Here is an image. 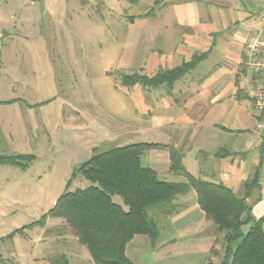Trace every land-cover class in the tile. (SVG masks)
I'll return each instance as SVG.
<instances>
[{
    "label": "rangeland",
    "instance_id": "rangeland-1",
    "mask_svg": "<svg viewBox=\"0 0 264 264\" xmlns=\"http://www.w3.org/2000/svg\"><path fill=\"white\" fill-rule=\"evenodd\" d=\"M257 3L264 5V0ZM217 5L199 2L181 7L184 19L210 17L208 24L194 25L193 37L186 36L178 47L184 53L208 48L209 57L199 64L202 68L220 61L225 53L240 54L242 40L230 21L232 17L249 21L244 19L241 0H221ZM157 11L155 0H0V155H34L25 170L0 164V264H33L29 252L36 237L51 240L59 232L73 239L64 224L65 229L59 225L41 231L48 217L37 220L66 188L89 184L76 175L66 187L87 154L136 141L182 146L185 138L173 133L185 123V115L194 117L199 111L192 94L204 85H187L181 91L183 102L174 99V86L126 87L121 82L124 74L152 76L182 62L169 56L175 38L182 34L172 23L173 27L167 25L172 11L169 7L159 15ZM208 31L213 33L209 37ZM249 31L250 36L264 37L258 26ZM194 72L181 78L187 81ZM95 139L101 141L94 147L90 142ZM167 160V150L161 148L141 156L142 165L159 169ZM165 177L184 180L169 172ZM235 194L241 195L236 189ZM190 195L193 191L186 198ZM258 195L252 194L250 202ZM262 195L264 199V189ZM112 200L123 205L117 195ZM156 218L162 243L169 233L167 218L161 214ZM262 225L264 229V221ZM248 228L249 224L243 225L242 231ZM215 235L212 257L194 236L179 246L180 258L173 264L209 258L211 264H219L223 233L216 230ZM138 247L127 253L134 264H172L167 257L151 263L145 256L150 244ZM163 251L168 247L159 254Z\"/></svg>",
    "mask_w": 264,
    "mask_h": 264
},
{
    "label": "crops",
    "instance_id": "crops-1",
    "mask_svg": "<svg viewBox=\"0 0 264 264\" xmlns=\"http://www.w3.org/2000/svg\"><path fill=\"white\" fill-rule=\"evenodd\" d=\"M199 2L205 5L218 6L217 4L221 3V0H159L160 11H157L158 15L166 7H169L172 11V17L167 25L173 27V24L182 33L180 38H175V47L169 52V56L173 58L180 57L181 61H187L194 53L204 54L201 62L209 57L210 51L205 46H199L190 53H184L181 48L180 51L178 50L179 45L183 44L186 36L190 38L195 34L194 25L208 24L209 16L206 19H199L200 17H195V15L189 19L183 18L181 7L191 6V4ZM234 6L237 7V5ZM241 6L246 9L244 19L249 21L241 18L235 19V17H232L230 21L233 25L231 28L237 32L236 36L242 40L240 54L234 51L225 53L220 61L218 60L211 65L207 64L206 68H202L199 65L200 62L192 69L195 72L192 75H187L189 78L187 81L181 78L173 83L172 94H176L174 99L180 98L181 101L183 99V102L185 99L181 91L187 85L196 88L199 85H204L203 88L196 89V96L192 94L195 98L193 104H196V108L199 105V111L194 117L185 115L183 119L185 123H181L179 125L181 127L176 128L177 131L173 134L185 138L180 149L183 151L182 163L188 172L193 176L221 183L229 187L234 194L236 189L237 193L241 194H239L240 196L244 195L245 181L250 179L257 170L259 186L252 194L259 192V195L254 202H250L248 197L247 202L251 206V214L258 215L259 218L264 215L262 195L264 189V130L259 131L256 128L259 115L250 104L248 90L251 87L264 85V71H251L247 67L245 43L251 37L249 31L251 26L260 27L264 33V5L258 6L257 0H241ZM211 34L213 33L208 31L207 37ZM180 99L178 102H180ZM188 100L185 102L187 103ZM97 141L101 140L95 139L90 144L95 147ZM90 155L87 154L88 157ZM150 160L151 157L149 156L147 161ZM168 164V160L164 162L163 169L149 167L156 170L159 178H163L164 174L168 172ZM165 179L167 178L165 177ZM191 191H193V195L186 198ZM174 203L177 207L176 210L165 216L169 229L168 237L160 243L159 230V236L152 245L148 236L134 235L126 244L125 249L126 256L131 261L132 259L127 254L128 249L131 248L136 251L139 249V245L149 243L150 250L148 254L147 251L145 253L147 261L151 263L156 259L163 261L167 257L172 264L176 263L180 258L179 246L194 236H196V240H201L202 248L205 246L206 252L208 251L210 257H212L211 249L214 248L216 242V228L199 208L195 191L190 188L186 194L177 196ZM188 214H194L195 216L193 215L192 218L184 217ZM63 224L60 219L48 217L45 221V227H42L41 231L46 228H53V226L60 227L59 225L62 226V229H65ZM194 231H196L194 236L188 234ZM199 233L202 234L201 239L198 237ZM165 246L168 247V252L163 251L159 254V250ZM31 248L33 251H30L29 254L33 264H59L62 256L66 258L67 264H94L85 246L79 244L75 236L73 239H68L64 233L58 232L56 237L51 240L43 239L40 236L36 237V240L31 244ZM210 259L201 260L196 264H207ZM132 263L134 264L133 261Z\"/></svg>",
    "mask_w": 264,
    "mask_h": 264
},
{
    "label": "trees",
    "instance_id": "trees-1",
    "mask_svg": "<svg viewBox=\"0 0 264 264\" xmlns=\"http://www.w3.org/2000/svg\"><path fill=\"white\" fill-rule=\"evenodd\" d=\"M127 1L135 3L137 0ZM158 2L155 0V4ZM203 56L194 53L189 60L152 76L124 74L121 82L126 87L140 84L156 88L165 84L171 89L173 83L194 69ZM152 148L167 150L168 172L182 176L183 181L159 178L156 170L142 165L143 152ZM33 158L32 154L22 153L0 155V164L25 170ZM182 158L180 148L146 141L94 151L73 170L66 187L76 175L89 184L74 190L66 188L37 221L43 222L46 217L61 219L77 242L85 246L94 264H133L126 256V244L134 235L142 234L154 245L159 236L156 217L173 213L177 208L176 197L191 188L205 217L213 222L217 232L223 233L219 264H264V215L254 218L247 202L258 189V171L245 181L244 195L237 196L221 183L193 176L183 165ZM114 195L121 198L123 205L112 200ZM247 224L248 230L242 231V226ZM59 264H67L64 256Z\"/></svg>",
    "mask_w": 264,
    "mask_h": 264
},
{
    "label": "built area",
    "instance_id": "built-area-1",
    "mask_svg": "<svg viewBox=\"0 0 264 264\" xmlns=\"http://www.w3.org/2000/svg\"><path fill=\"white\" fill-rule=\"evenodd\" d=\"M246 64L251 71H264V37L252 35L245 43ZM250 104L259 115L256 128L264 130V85L248 90Z\"/></svg>",
    "mask_w": 264,
    "mask_h": 264
}]
</instances>
